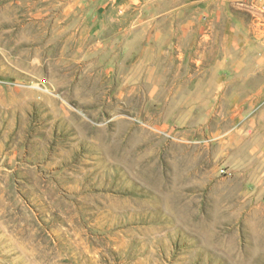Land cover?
<instances>
[{
  "label": "rangeland",
  "instance_id": "obj_1",
  "mask_svg": "<svg viewBox=\"0 0 264 264\" xmlns=\"http://www.w3.org/2000/svg\"><path fill=\"white\" fill-rule=\"evenodd\" d=\"M0 264H264L262 0H0Z\"/></svg>",
  "mask_w": 264,
  "mask_h": 264
},
{
  "label": "built area",
  "instance_id": "obj_2",
  "mask_svg": "<svg viewBox=\"0 0 264 264\" xmlns=\"http://www.w3.org/2000/svg\"><path fill=\"white\" fill-rule=\"evenodd\" d=\"M262 10L264 12V0L262 1Z\"/></svg>",
  "mask_w": 264,
  "mask_h": 264
},
{
  "label": "crops",
  "instance_id": "obj_3",
  "mask_svg": "<svg viewBox=\"0 0 264 264\" xmlns=\"http://www.w3.org/2000/svg\"><path fill=\"white\" fill-rule=\"evenodd\" d=\"M263 1V0H262ZM263 11V10H262Z\"/></svg>",
  "mask_w": 264,
  "mask_h": 264
}]
</instances>
